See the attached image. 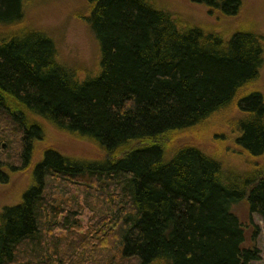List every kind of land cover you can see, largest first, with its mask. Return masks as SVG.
Segmentation results:
<instances>
[{"label": "trees", "instance_id": "1", "mask_svg": "<svg viewBox=\"0 0 264 264\" xmlns=\"http://www.w3.org/2000/svg\"><path fill=\"white\" fill-rule=\"evenodd\" d=\"M191 1L224 15L242 5ZM86 2L100 47L95 75L81 79L60 63L40 29L0 40V139L18 135L17 168L31 163L43 136L37 117L105 152L80 159L44 149L20 200L0 212V264L257 260V248L242 246L244 230L231 206L246 198L264 218V169L228 168L193 144L170 155L166 148L173 134L234 104L241 115L237 146L251 158L264 154V97L241 93L259 76L264 36L239 29L224 37L180 22L151 0ZM24 3L0 0V23L21 22ZM3 167L0 158L1 176ZM84 209L91 214L82 225Z\"/></svg>", "mask_w": 264, "mask_h": 264}, {"label": "rangeland", "instance_id": "2", "mask_svg": "<svg viewBox=\"0 0 264 264\" xmlns=\"http://www.w3.org/2000/svg\"><path fill=\"white\" fill-rule=\"evenodd\" d=\"M156 8L173 14L180 22L198 25L228 37L239 29H249L264 36V0H241L236 15L210 12L201 3L191 0H151ZM86 0H25L24 16L21 22L7 25L0 23V40L19 33L24 28L44 31L54 42L57 59L69 67L79 78L95 75L99 71L100 47L89 22ZM258 90L264 97V54L263 64L255 82L242 89L241 93ZM235 105H230L194 127V130L173 134L166 152L170 155L182 144H193L206 153L220 159L226 167L242 171L253 165L264 169V154L251 158L235 142V126L241 124V117ZM43 126V136L34 142L31 163L18 169L20 150L19 137L11 142L0 139V158L4 161L0 175V212L4 206L16 204L24 190L32 182V168L39 161L44 149L53 147L64 155L80 159H96L105 156L93 141L76 134L59 130L49 121L37 117ZM6 127L7 121H1ZM16 128V127H14ZM167 136L162 138L165 142ZM17 162V163H16ZM11 167H15L12 169ZM264 171V170H263ZM244 230L245 248H257L259 258L248 264H264V218L251 212L246 198L231 206ZM91 212L84 209L78 218L85 225Z\"/></svg>", "mask_w": 264, "mask_h": 264}]
</instances>
